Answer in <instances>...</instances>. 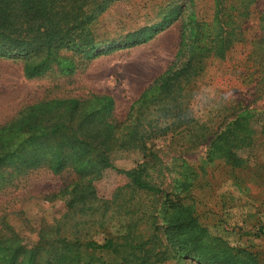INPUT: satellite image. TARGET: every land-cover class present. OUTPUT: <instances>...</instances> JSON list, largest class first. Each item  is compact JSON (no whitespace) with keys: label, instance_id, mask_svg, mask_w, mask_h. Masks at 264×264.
Returning a JSON list of instances; mask_svg holds the SVG:
<instances>
[{"label":"trees","instance_id":"16d2710c","mask_svg":"<svg viewBox=\"0 0 264 264\" xmlns=\"http://www.w3.org/2000/svg\"><path fill=\"white\" fill-rule=\"evenodd\" d=\"M120 1L0 0V59L22 62L28 80L54 70L71 75L76 64L67 53L85 59L111 53L137 45L177 20L182 22V32L176 58L188 55L132 103L129 124L122 132L114 123V101L107 95L39 102L2 130L0 169L45 168L53 175L71 171L86 188L69 194L61 216L39 229L36 242L25 243L12 234L0 237V264H162L169 260L259 264V253L231 247L208 232L193 195L199 168L186 165L181 158L177 167L163 164L160 151L148 144L168 135L182 138L188 134L194 145L213 137L206 163L219 160L218 165L231 170L241 166L235 152L258 137L250 122L255 114L264 115V110L230 103L224 107L229 115L223 117V126L213 133L206 124L198 125L188 104L207 61L217 58L223 62L238 45L247 43L242 28L254 16L253 51L248 54L251 65L241 67V76L244 85L254 81L257 88L256 81L264 77V10H257L258 0H247L250 9L241 0V13L236 0H201L209 4V15L203 17L186 12L198 0H159V22L101 49L95 27ZM259 137L264 138V121ZM120 152L137 153L140 162L129 170L117 169L112 160ZM162 170L172 182L177 179L178 188L173 184L164 190L155 183L154 173L159 175ZM106 171L124 182L109 199L99 198L94 185ZM113 223L122 231L110 233ZM100 232L102 242L90 238L91 233ZM258 232L264 235V225Z\"/></svg>","mask_w":264,"mask_h":264},{"label":"rangeland","instance_id":"374dc122","mask_svg":"<svg viewBox=\"0 0 264 264\" xmlns=\"http://www.w3.org/2000/svg\"><path fill=\"white\" fill-rule=\"evenodd\" d=\"M158 1L121 0L111 6L95 27L101 49L111 43L118 45L126 34L159 22L161 9ZM236 1L240 7L241 0ZM205 2L198 0L194 5H188L187 15L196 16L199 13L203 17L208 16L209 4ZM243 4L247 5V0H243ZM257 10H264V0H258ZM242 11L243 6L239 12ZM254 17L246 19L242 28L246 32L247 43L238 45L223 62L210 58L207 67L196 79L197 87L188 108L198 125L206 124L213 133L223 126L220 124L223 117L229 115L224 107L230 103L242 102L243 108L248 105L249 109L264 110V77L256 81L259 85L255 88L254 81L244 85L241 76V67L251 65L248 54L253 51ZM181 32L182 22L177 20L163 30L152 32L148 39L137 45L120 47L91 59L67 53L66 57L73 58L76 64L74 73L67 76L54 70L28 80L23 76L22 62L0 59V147L2 130L19 121L27 108L55 99L85 100L92 95L110 96L114 101V123L122 132L129 124L132 103L172 64L181 65L187 60V54L176 58ZM262 114H255L250 122L258 137L250 146L235 152L241 165L235 170L218 165L219 160L213 164L206 163L205 157L213 137L194 145L188 134H183L182 138L168 135L148 144L149 147L153 144L154 150L160 151L158 156L163 164L177 167L181 158L186 165L199 168L198 177L193 181L197 187L193 189V195L208 232L231 247L259 253V264H264V235L258 232L259 226L264 225V138L259 137L264 121ZM16 132L17 128L13 126L12 134ZM112 162L117 169L129 170L140 162V156L120 152ZM153 178L164 190H169L173 184L179 187L177 179H174L175 182L169 180L164 170L159 175L154 173ZM84 184L71 171L53 175L45 168L25 172L1 168L0 237L12 234L25 243L36 242L39 229L59 218L64 209L63 202L74 189L83 192L86 188ZM123 184L119 177L108 171L94 183L99 198L108 199L114 189ZM120 230L117 223L109 228L112 234ZM90 238L102 242L104 234L91 233ZM162 264L197 263L169 260Z\"/></svg>","mask_w":264,"mask_h":264}]
</instances>
